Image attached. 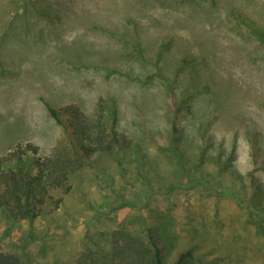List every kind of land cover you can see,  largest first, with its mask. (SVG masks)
Instances as JSON below:
<instances>
[{
  "label": "rangeland",
  "instance_id": "rangeland-1",
  "mask_svg": "<svg viewBox=\"0 0 264 264\" xmlns=\"http://www.w3.org/2000/svg\"><path fill=\"white\" fill-rule=\"evenodd\" d=\"M43 99L88 116L114 107L135 145L95 154L35 219L0 207V250L109 264L114 230L148 241L152 228L169 264L188 247L264 264V0H0L10 165L21 151L43 162L62 141Z\"/></svg>",
  "mask_w": 264,
  "mask_h": 264
},
{
  "label": "trees",
  "instance_id": "trees-1",
  "mask_svg": "<svg viewBox=\"0 0 264 264\" xmlns=\"http://www.w3.org/2000/svg\"><path fill=\"white\" fill-rule=\"evenodd\" d=\"M42 101L49 115L61 125L63 139L43 162L23 151L15 158L14 165L0 157V207L15 221L35 219L45 212L50 205L46 204L48 199H52L49 189L65 187L68 190L69 177L89 164L95 154H111L116 149L128 150L135 145L128 133L118 129L114 107L107 114L105 103L99 102L94 114L88 116L72 105L57 107L45 99ZM172 124L171 134L175 138L179 128L175 120ZM261 157V153L256 152L255 161ZM37 164L39 168L34 169ZM147 232L148 241H143L131 233L114 230L109 264H169L165 242H161L152 228H147ZM93 262V255L84 252L77 264ZM215 262L198 258L194 247H188L179 251L171 264ZM0 264L23 262L18 255L0 250Z\"/></svg>",
  "mask_w": 264,
  "mask_h": 264
}]
</instances>
